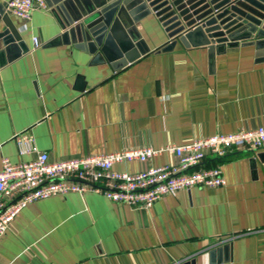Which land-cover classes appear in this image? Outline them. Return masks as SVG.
<instances>
[{"label": "crops", "instance_id": "0c3cea01", "mask_svg": "<svg viewBox=\"0 0 264 264\" xmlns=\"http://www.w3.org/2000/svg\"><path fill=\"white\" fill-rule=\"evenodd\" d=\"M9 16L27 51L0 55V171L3 159L36 158L25 141L60 161L264 125V55L251 39L213 56L180 43L167 50L171 40L150 15L137 25L150 52L114 71L73 45L47 46L61 33L47 8L28 21ZM174 163L163 154L113 169ZM206 164L219 168L224 187L180 190L148 209L91 192L29 202L0 239V264H264V149ZM219 244L228 248L211 263Z\"/></svg>", "mask_w": 264, "mask_h": 264}, {"label": "built area", "instance_id": "2783aa9c", "mask_svg": "<svg viewBox=\"0 0 264 264\" xmlns=\"http://www.w3.org/2000/svg\"><path fill=\"white\" fill-rule=\"evenodd\" d=\"M46 10L44 0H9L5 9L24 21L32 11ZM38 47L37 39H33ZM24 153H35L28 163L12 164L2 160L0 171V239L9 222L29 202L68 193H95L116 204L148 209L162 197L192 187L220 188L226 185L218 167L209 159L221 160L229 151L264 149V125L231 134L199 138L186 145L167 144L160 148L141 147L113 153L51 161L25 141ZM163 154L174 164L147 167L136 173L119 172L115 164H147Z\"/></svg>", "mask_w": 264, "mask_h": 264}, {"label": "water", "instance_id": "95a60500", "mask_svg": "<svg viewBox=\"0 0 264 264\" xmlns=\"http://www.w3.org/2000/svg\"><path fill=\"white\" fill-rule=\"evenodd\" d=\"M44 1L61 29L47 46L73 45L96 61L108 62L114 71L150 52L137 26L150 15L171 40L167 50L180 43L185 48L206 47L213 56L251 39L257 56L264 55V0ZM9 15L0 5V55L12 54L13 60L27 50ZM227 248L212 246L210 262Z\"/></svg>", "mask_w": 264, "mask_h": 264}, {"label": "rangeland", "instance_id": "374dc122", "mask_svg": "<svg viewBox=\"0 0 264 264\" xmlns=\"http://www.w3.org/2000/svg\"><path fill=\"white\" fill-rule=\"evenodd\" d=\"M153 167H158V166H153Z\"/></svg>", "mask_w": 264, "mask_h": 264}]
</instances>
